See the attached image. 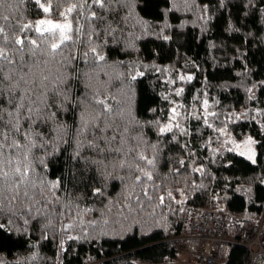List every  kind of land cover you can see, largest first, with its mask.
Here are the masks:
<instances>
[{
  "label": "trees",
  "instance_id": "trees-1",
  "mask_svg": "<svg viewBox=\"0 0 264 264\" xmlns=\"http://www.w3.org/2000/svg\"><path fill=\"white\" fill-rule=\"evenodd\" d=\"M41 2L72 7L69 38L31 25ZM138 62L190 73L187 103L206 88L247 108L228 125L255 161L209 146L200 119L160 131L166 82ZM186 206L264 209V0H0V264H170ZM216 260L264 253L222 243Z\"/></svg>",
  "mask_w": 264,
  "mask_h": 264
},
{
  "label": "rangeland",
  "instance_id": "rangeland-1",
  "mask_svg": "<svg viewBox=\"0 0 264 264\" xmlns=\"http://www.w3.org/2000/svg\"><path fill=\"white\" fill-rule=\"evenodd\" d=\"M38 1L40 2V0ZM40 5L45 11V14L32 21L31 25L35 30L53 34L55 36L54 45L69 38L71 32L69 15L72 7L67 8L60 17H53L48 15L49 4L41 2ZM145 67L156 69L162 74L163 80L166 82V92L163 94L168 100V114L166 119L159 125L160 131L177 130L178 132L184 133L186 130V122L191 119H200L204 124L210 126L212 130L206 140L209 146L233 150L248 160L255 161V139L249 134L234 136L230 132L228 125L234 119L247 117V108L225 111L217 100H215V97L210 96L206 88L200 91L197 90L191 97L190 102L187 103L184 101L183 92L186 79L188 80L191 77L190 73L181 70L172 71L167 66H159L156 64L148 65L139 62L133 65L131 72L141 74L143 71L141 68ZM212 208L215 210L214 207ZM68 229L69 225L65 224V231ZM185 253L182 254L183 256L180 255L177 258L175 261L176 264H187L189 252Z\"/></svg>",
  "mask_w": 264,
  "mask_h": 264
},
{
  "label": "built area",
  "instance_id": "built-area-1",
  "mask_svg": "<svg viewBox=\"0 0 264 264\" xmlns=\"http://www.w3.org/2000/svg\"><path fill=\"white\" fill-rule=\"evenodd\" d=\"M231 229L226 230L227 225ZM264 209L251 223L240 215H226L214 209L195 210L184 207L177 246L196 241V247L189 252L187 264H217V250L221 242L240 244L249 253L250 263L264 253ZM178 256L180 253L178 251ZM138 264H159L140 261ZM170 264H176L175 261Z\"/></svg>",
  "mask_w": 264,
  "mask_h": 264
},
{
  "label": "bare ground",
  "instance_id": "bare-ground-1",
  "mask_svg": "<svg viewBox=\"0 0 264 264\" xmlns=\"http://www.w3.org/2000/svg\"><path fill=\"white\" fill-rule=\"evenodd\" d=\"M219 212H222V213H224V214H226V215H232V214H228V213L223 212V211H219ZM182 215H183V212H182ZM181 221H182V217H181ZM180 227H181V222H180ZM180 227H179L178 232H177L175 235L171 236L170 238H168V239H166V240H167V241H172V242H174L177 251H179L180 255L183 256L182 254H184L185 252H188V249L185 247V244H186V243H184L183 246L180 247V246H177L176 241H175V240H177V237L180 235ZM229 229H231V227H230V225L228 224L227 227H226V230H229ZM222 243H225V242H221L220 244L214 246V249L217 250V249L219 248V246H220ZM185 254H186V253H185Z\"/></svg>",
  "mask_w": 264,
  "mask_h": 264
}]
</instances>
